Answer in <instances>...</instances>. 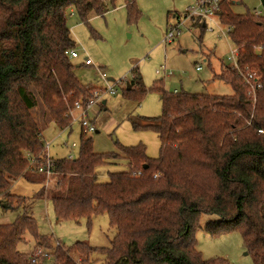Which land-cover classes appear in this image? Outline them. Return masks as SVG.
<instances>
[{
  "label": "trees",
  "instance_id": "1",
  "mask_svg": "<svg viewBox=\"0 0 264 264\" xmlns=\"http://www.w3.org/2000/svg\"><path fill=\"white\" fill-rule=\"evenodd\" d=\"M117 2L0 0V195L8 208H26L29 201L10 191L19 178L40 185L35 200L48 195L44 178L28 171V155L45 162L32 87L41 86L50 121L62 130L71 127L69 105L78 100L87 105L98 89L81 84L66 55L77 47L69 15L89 24L91 17L103 16ZM136 2L126 0L131 23L141 14ZM232 2L220 0L218 17L231 28L229 37L238 49L242 71L257 72L263 83L255 105L250 87L231 68L219 75L232 86L231 96L168 93L156 85L162 115L146 124L135 122L133 128L158 134L159 158H150L144 144L98 154L92 137L82 129L79 157L51 160L52 172L59 177L50 194L56 218L90 221L107 215L117 229L110 248L76 244L84 264H91L97 253L103 264H228L225 259L205 260L197 250L195 236L203 215L220 218L208 223L207 233H240L255 264H264V55L258 51L264 52V16L235 14ZM192 26L202 39L204 22L195 19ZM147 93L139 75L124 89V95L136 101ZM119 163H127L129 169L109 173L106 182L100 180L101 167ZM27 235L38 247L54 250L58 264H76L61 244L51 249L52 239L39 234L37 221L28 212L13 224L0 225V264H43L33 263L32 255L19 250Z\"/></svg>",
  "mask_w": 264,
  "mask_h": 264
},
{
  "label": "rangeland",
  "instance_id": "2",
  "mask_svg": "<svg viewBox=\"0 0 264 264\" xmlns=\"http://www.w3.org/2000/svg\"><path fill=\"white\" fill-rule=\"evenodd\" d=\"M136 1L141 14L134 23L129 22L126 0H118L115 8L109 6L103 16L91 17L89 24L80 23L75 14H70L68 24L80 54V58L72 62L74 72L83 86L93 85L103 90L118 83L117 94L106 96V106L94 108L99 113L97 120L102 118L101 123L96 121L98 131L90 135L95 152L119 153V146L134 147L144 144L148 156L157 159L162 146L158 134L152 131H135L133 128L135 122L146 124L162 115L161 94L155 86H161L168 93L179 91L197 95L231 96L234 94L232 86L220 80L219 75L232 66L229 58L236 48L229 35L218 36L226 31V27L220 25L218 17L214 19L220 28H215L217 33L206 31L200 39V30H188L185 26L171 43H163L171 31V25L179 21L174 16L183 15L189 8L196 7L199 0ZM231 8L238 15L250 13L264 16L262 0H233ZM258 51L264 55L262 50ZM86 58L91 59L94 65L85 66ZM163 67L172 75L157 74V70ZM100 72L106 73L109 80L103 79ZM136 75L140 76L142 84L148 90L140 101L124 95V89L135 80ZM31 92L37 101L33 114L42 129L44 145L50 144L47 151L49 157L52 160L70 156L77 159L82 144L81 123H74L72 128L62 133V129L50 121L51 117L42 100L41 86L32 87ZM256 98L257 93L253 96L254 105ZM90 118L95 119L94 111H91ZM74 144L76 147H73ZM128 169L127 163H119L101 167L98 174L100 180L106 182L109 173ZM29 172L34 177L44 178L43 185L48 195L42 200H35L34 196L39 192L40 185L31 183L26 178H19L12 183L10 191L13 195L28 199L27 206L8 208V202L3 194L0 195V225L13 224L25 212L32 214L37 221L39 234L52 239L51 249L59 242L69 250L76 264H84L76 251L78 242H86L95 248L111 247L117 229L111 227L107 215L95 216L90 221L85 218L59 221L50 199V193L55 190L59 177L35 170ZM219 219L216 215H203L200 219L201 229L195 237L197 250L202 257L205 260L225 259L228 264H255L240 233L213 236L205 231L208 223L218 222ZM26 240V243L19 245L22 253L33 255L38 249H42L51 256L39 259V263L58 264L53 255L54 250L48 252L46 249L49 248L44 250L45 247H38L40 245L30 235L26 236ZM91 260V264H103V258L98 253Z\"/></svg>",
  "mask_w": 264,
  "mask_h": 264
},
{
  "label": "built area",
  "instance_id": "3",
  "mask_svg": "<svg viewBox=\"0 0 264 264\" xmlns=\"http://www.w3.org/2000/svg\"><path fill=\"white\" fill-rule=\"evenodd\" d=\"M219 2L220 0H199L198 5L194 8H189L183 15H180L177 17L179 21H177L175 24L171 25V31L167 34V36L164 38L163 43H171L175 38H177L183 31V27L187 26L188 30L192 29L194 30V27L192 26V22H195V19H200L204 22L206 31L211 33H217L215 28H220L215 22V17H218V9H219ZM72 14L71 16H73ZM219 18V17H218ZM220 22V20H219ZM220 25H222L220 23ZM223 26V25H222ZM226 27V26H225ZM231 31V28L226 27L225 32H221L218 34L219 37H223L225 35H229ZM236 48V47H235ZM258 50H261L258 49ZM66 55L68 58L73 61L80 58L79 51L77 49H70L66 52ZM229 61L232 62V66L230 67L232 70L238 71L239 76L242 77L245 81V83L250 87L249 95L254 96L258 90L263 88V83L261 79L259 78L257 72L255 71H242V69L239 66V52L236 48L229 58ZM85 66H93L94 63L91 59L86 58L84 61ZM200 70L201 68H197ZM157 74L162 75H172L170 72H168L165 67L162 69L157 70ZM100 75L103 79H108L107 74L104 72H100ZM109 80V79H108ZM118 84V83H117ZM116 83L112 84L106 89H97L93 92L92 99L90 102L85 105L82 100H78L75 102L74 105H69L68 107V113L67 116L71 119V125L74 123H81L82 129L86 131L87 137H89L91 134L98 131V127L96 124V118L92 120L90 118L91 110L94 107H97L99 104H102L105 100L106 96L108 95H116L117 89H116ZM178 91H175L177 93ZM91 119V120H90ZM50 144H47L45 146V153L41 155V157L45 160L44 163L39 162V157H33L31 155H28L29 159V166L28 169L35 170L36 172H39L41 174H54L52 172V163L51 158L49 157L47 151L49 149ZM73 147H76L74 144ZM68 159L72 160L74 159L73 156L68 157ZM60 243L57 242V246H59ZM48 256H51L48 253H45L42 249H38L32 256L31 260L33 263L39 262V259H45Z\"/></svg>",
  "mask_w": 264,
  "mask_h": 264
},
{
  "label": "crops",
  "instance_id": "4",
  "mask_svg": "<svg viewBox=\"0 0 264 264\" xmlns=\"http://www.w3.org/2000/svg\"><path fill=\"white\" fill-rule=\"evenodd\" d=\"M174 17H178V16H174ZM87 67H90V66H87ZM101 105H104V106H106V101L104 100L103 101V103L102 104H99L98 106H101ZM95 108V107H94ZM92 109L91 111H94V117L96 118V121H98L97 119H98V116H99V113L97 112V110L96 109ZM101 108V107H100ZM105 110H106V108H105ZM98 122H102V118L98 121ZM113 122H115L114 120H113ZM70 128H72V126L70 127ZM66 130V129H65ZM65 130H62V133L65 131ZM51 194V193H50Z\"/></svg>",
  "mask_w": 264,
  "mask_h": 264
},
{
  "label": "water",
  "instance_id": "5",
  "mask_svg": "<svg viewBox=\"0 0 264 264\" xmlns=\"http://www.w3.org/2000/svg\"><path fill=\"white\" fill-rule=\"evenodd\" d=\"M129 85V84H128Z\"/></svg>",
  "mask_w": 264,
  "mask_h": 264
}]
</instances>
